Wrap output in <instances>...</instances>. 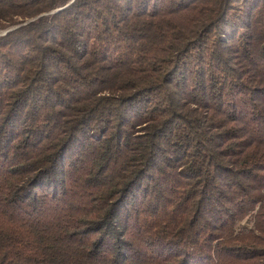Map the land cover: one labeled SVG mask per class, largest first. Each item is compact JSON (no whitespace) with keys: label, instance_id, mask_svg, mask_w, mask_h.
Segmentation results:
<instances>
[{"label":"trees","instance_id":"1","mask_svg":"<svg viewBox=\"0 0 264 264\" xmlns=\"http://www.w3.org/2000/svg\"><path fill=\"white\" fill-rule=\"evenodd\" d=\"M17 25L0 264H264V0H0Z\"/></svg>","mask_w":264,"mask_h":264},{"label":"water","instance_id":"2","mask_svg":"<svg viewBox=\"0 0 264 264\" xmlns=\"http://www.w3.org/2000/svg\"><path fill=\"white\" fill-rule=\"evenodd\" d=\"M60 9V8H59ZM58 10V9H57ZM54 11H52V12H49V13H53ZM46 14V13H45ZM48 14V13H47ZM43 15V14H42ZM41 15H39L38 17H40ZM38 17H36V18H38ZM35 19V18H34ZM33 20V19H32ZM18 26H20V25H17V26H14V27H12V28H10V29H8V30H6L5 32H3L0 36H2V35H4V34H6L8 31H10V30H12V29H15L16 27H18Z\"/></svg>","mask_w":264,"mask_h":264},{"label":"rangeland","instance_id":"3","mask_svg":"<svg viewBox=\"0 0 264 264\" xmlns=\"http://www.w3.org/2000/svg\"><path fill=\"white\" fill-rule=\"evenodd\" d=\"M12 27H14V26H12ZM12 27H9V28H3V29L0 28V35H1L3 32H5L6 30H8V29H10V28H12ZM243 224H247V222H244Z\"/></svg>","mask_w":264,"mask_h":264}]
</instances>
